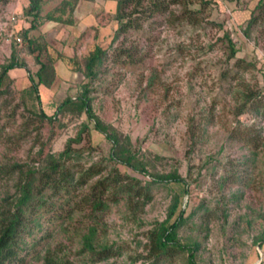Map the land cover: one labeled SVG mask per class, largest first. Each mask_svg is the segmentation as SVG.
<instances>
[{
	"label": "rangeland",
	"instance_id": "1",
	"mask_svg": "<svg viewBox=\"0 0 264 264\" xmlns=\"http://www.w3.org/2000/svg\"><path fill=\"white\" fill-rule=\"evenodd\" d=\"M43 1V21L29 34L38 48L30 53L21 36L32 20L23 14L28 0H0V70L14 45L19 62L25 64L9 71L11 81L5 82L0 96V169L15 163L44 166L48 154L57 157L82 123H88L84 115H56L48 122L37 114L41 109L52 116L57 104L77 96L85 80L83 71L59 60L57 53L76 59L84 70L85 57L99 45L104 56L90 93L93 112L122 142L128 140L149 173L177 172L187 185L149 184L150 176L110 161V144L89 122L82 141L74 145L82 156L79 168L97 164L105 169L88 185L116 168L140 182V196L118 195L116 203L108 201V209L92 213L79 202L88 193L83 188L69 197L70 205L80 206L70 217L63 202L68 197L49 200L54 209L60 204L63 209L37 210L39 226L32 236H25L28 247L20 253L25 264H44L45 254L57 264H150L146 234L165 220L176 196L179 208L171 221L184 210L177 238L181 244L196 245L197 264H264V251L255 243L264 235V117L237 112L243 93H264V9L255 12L250 37L243 33L258 0H212L206 7L188 0L194 2L189 8L200 11L196 25L144 15L118 35L116 0ZM172 9L180 14V8ZM75 10L94 13L80 29L67 24L78 21ZM228 38L243 65L228 59ZM47 54L54 59L56 76L50 87H39V106L28 75L36 82L35 58L47 63ZM237 122L260 135L256 147L230 140ZM14 189L12 177L0 179V207L7 206L3 198ZM58 214L64 219H56ZM92 225L95 248L112 249L108 260L98 261L83 250L82 236ZM159 264H188V252L176 251Z\"/></svg>",
	"mask_w": 264,
	"mask_h": 264
},
{
	"label": "trees",
	"instance_id": "2",
	"mask_svg": "<svg viewBox=\"0 0 264 264\" xmlns=\"http://www.w3.org/2000/svg\"><path fill=\"white\" fill-rule=\"evenodd\" d=\"M43 0H28V5L23 14L27 18H32L28 29L22 31L21 36L26 43V47L30 53L36 52L35 39L29 34L31 31L39 28L43 18L40 17V9ZM146 3V7L142 6ZM194 2L188 0H116V10L114 20L117 22L118 28L116 34L125 32L133 25L134 20H138L146 15L148 18L159 14L166 17L171 23L177 21H186L191 25L199 23V10L189 8ZM202 7L212 4V0H198ZM132 7L131 11H128ZM172 7L180 8L176 14ZM264 9V0H258L255 7L250 11V16L246 20V27L243 30L245 37H250V29L256 23V11ZM48 19H52L48 17ZM226 37H229L226 34ZM230 54L229 60H235L236 66H241L245 63L243 59L236 58L237 50L229 39ZM21 42V40H20ZM15 43V42H14ZM16 45H19L15 43ZM16 47L13 46L10 60L8 63L1 65L0 70V96L4 94L3 86L5 82L11 81L9 71L16 68H25L23 62H19L16 53ZM47 63L40 61V56L35 58L39 65L35 73L36 82L32 75H28L31 87L36 94L38 105L41 106L39 87L48 88L54 81L56 72L53 69L54 59L47 54ZM104 51L99 45H96L94 50L90 52L84 59V70L81 69L76 59L68 58L62 53H57V58L62 61L71 62L74 64L76 71H83L85 80L78 87V94L75 98L67 97L56 106V111L52 116H47L39 109L38 118L52 122L56 115L71 114L78 117L85 116L88 123H92V129L102 134L110 144L109 160L126 167L127 169L148 175L151 177L149 184H178L179 188H185V180L172 172L168 174H153L146 170V164L137 158L136 153L131 150L128 140L123 141L115 130L105 125L98 116L93 112L91 106L92 83L97 77V69L100 67ZM250 65V64H248ZM243 103L238 108L239 114L249 112L254 118L258 116L264 117V93L262 91H249L242 94ZM88 123H82V129L78 132L76 138L69 139L65 149L57 155L48 154L45 159V165L40 168H25L23 164L15 163L11 167L0 169V179L3 177H12L15 181V189L12 195L3 198L7 206L0 207V264H25V258L20 257V253L28 247L25 241V236H32L34 230L39 226L38 219L35 218L36 212L42 207L47 212L63 209L60 206L54 209L55 203L48 202L51 199L66 196L63 202L68 205L66 217H70L75 211H78L80 204L90 207L93 212H102L108 209V201H118V195H127L128 198H137L140 196V190L143 188L140 182L129 175L121 174L116 168L110 170L107 175L98 178L91 185L89 182L96 176L104 172L105 167L102 165L92 164L87 168H79V160L81 154L74 147L82 141L81 134L88 129ZM237 122L235 131L229 135L230 140L242 143L244 146L256 147V139L260 136L251 134L254 128L242 126ZM228 178H224V181ZM234 181H238L234 178ZM83 188H88V193L84 194L77 204L70 205L69 197L77 193ZM187 194V190L181 191ZM47 193H50L48 196ZM111 197L110 199H108ZM49 204V205H47ZM179 208L178 197H175L174 203L169 209L165 220L159 223L146 234L148 241V250L146 259L152 260L150 264H159L164 258H169L176 251L188 252V264H197L195 244H181L177 238V230L185 222L184 210H179L176 218L171 221ZM65 215L58 214L55 216L58 220H63ZM38 231V230H37ZM96 235V227L90 226L88 232L82 236L83 250L89 252L97 258L98 261L108 260L113 256L112 249L109 246H98L97 250L94 246ZM258 247L264 251V235L260 236L256 242ZM44 264H57L55 258L48 257L45 254L43 257Z\"/></svg>",
	"mask_w": 264,
	"mask_h": 264
},
{
	"label": "crops",
	"instance_id": "3",
	"mask_svg": "<svg viewBox=\"0 0 264 264\" xmlns=\"http://www.w3.org/2000/svg\"><path fill=\"white\" fill-rule=\"evenodd\" d=\"M78 9V8H77ZM74 14H77L76 16L74 15ZM74 17L76 18V19H78V21H76V22H73L72 24L70 23V22H68L67 24H69L68 26H71V25H73L74 24V26H77V27H79V29H80V26H84L85 24L83 23V20H85V19H90L91 17H93L92 15L94 14L92 11H91V13H86V14H84V15H81L77 10H75L74 11ZM88 17H90V18H88ZM58 22L57 20L55 21V20H53V19H50L49 20V22ZM45 24H47V23H45Z\"/></svg>",
	"mask_w": 264,
	"mask_h": 264
},
{
	"label": "built area",
	"instance_id": "4",
	"mask_svg": "<svg viewBox=\"0 0 264 264\" xmlns=\"http://www.w3.org/2000/svg\"><path fill=\"white\" fill-rule=\"evenodd\" d=\"M16 41H17V43H20V39L19 38Z\"/></svg>",
	"mask_w": 264,
	"mask_h": 264
}]
</instances>
